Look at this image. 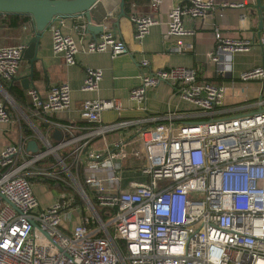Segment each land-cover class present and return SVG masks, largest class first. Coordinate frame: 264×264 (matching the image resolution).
Returning a JSON list of instances; mask_svg holds the SVG:
<instances>
[{
    "label": "built area",
    "instance_id": "built-area-1",
    "mask_svg": "<svg viewBox=\"0 0 264 264\" xmlns=\"http://www.w3.org/2000/svg\"><path fill=\"white\" fill-rule=\"evenodd\" d=\"M161 2L149 0V12L128 14L136 42L159 23L153 14ZM213 7V0H186L169 8L164 34L175 39L172 52L192 48L182 41L191 34L184 19L202 18ZM60 19L46 27L51 51L65 65L75 64L77 52L110 57L127 52L125 42L103 25L88 38L84 23L74 25V38L60 30ZM212 34L205 57L222 76L230 73L233 53L260 46L259 63L237 76L240 82H258L254 101L224 106L223 83L199 80L187 66L150 69L145 58L139 64L147 70L138 74L128 99L144 110L145 91L164 83L184 101L185 112L102 124L100 113L118 111L121 104L116 98H86L78 118L88 126H81L47 118L70 107L65 81L50 84L43 97L28 86L25 108L8 100L0 85V123L11 122L10 110L19 112L40 144V150L27 152L19 136L0 148V264H264V35L253 41L222 36L217 29ZM24 47L23 42L0 46L1 81L19 73ZM101 77L100 69L85 67L80 90L96 91ZM228 86L235 88L234 80ZM137 123L142 125L133 130L136 153L128 160L123 142L106 143L104 136ZM55 128L61 137L51 142L49 131ZM96 138L103 147L87 148ZM129 162L136 164L127 170ZM58 165L72 183L59 175ZM126 171L144 180L129 179ZM30 179L52 180L61 188L41 207Z\"/></svg>",
    "mask_w": 264,
    "mask_h": 264
},
{
    "label": "crops",
    "instance_id": "crops-1",
    "mask_svg": "<svg viewBox=\"0 0 264 264\" xmlns=\"http://www.w3.org/2000/svg\"><path fill=\"white\" fill-rule=\"evenodd\" d=\"M185 1L162 0L157 11L153 14L159 23L150 26L147 34L138 43L132 37L133 29L127 16L131 12H149V0H126L125 2L122 0V5H120L121 0H97L90 9L91 21L95 24L102 23L104 27L121 38L125 42L127 52L114 57H110L107 52H77L75 54V64L72 65H65L59 55L52 53L50 33L48 28L45 27L39 36L36 51L37 60L32 65L30 86H33L42 97L46 94L48 86L52 83L65 81L70 88L69 109L64 112L53 113L47 118L61 123L71 122L80 124L81 126H88V123L78 118L81 101L86 98H116L121 104V108L118 111L109 109L103 110L100 113V123L102 124L141 119L149 115H159L166 111L185 112L187 107L184 101L176 94H173L164 83H160L145 91L144 110L138 109L128 99V90L139 82L138 74L147 70L146 67L140 66L139 61L141 58L149 61L150 69L176 65L187 66L196 70V76L199 80L223 83L226 86L223 97L224 106H236L243 101V98H246L247 101H254L259 94L258 82H240L237 76L239 72L259 63L260 46L258 44L255 43L249 51L233 53L230 58V73L223 76L216 72L215 64L205 57V53L213 46L212 32L214 29L219 30L222 36L246 38L253 41H256L259 36L264 35L263 17L261 27L258 29L255 0H213L214 7L206 16L184 19V27L190 30L191 34L182 37V41L190 43L192 46L191 50L183 53L172 52L170 47L174 44L175 39L167 37L164 34L166 13L172 5ZM225 1L242 2L243 6L235 8L223 7L221 4ZM259 9H261V13L263 14L264 0H259ZM3 20H5V16L2 13L0 14V46L26 43L30 37L28 24L10 28L4 25ZM60 20V30L63 33L70 34L74 38H76V33L73 26L84 23L82 13L69 15ZM257 31H259V36L256 35ZM96 35L87 33L85 37L88 38ZM85 67H94L101 70L102 77L96 91L83 92L80 90L83 69ZM28 70V61L22 58L19 64V73L16 75L15 81L12 83L10 81H2V88L6 92V87L8 88L11 85L12 87L21 88L17 78L26 75ZM231 79L234 80L235 86L232 89L228 86V82ZM240 87L244 89L242 92L239 90ZM21 89L23 99H25L24 102L27 103L28 99L25 95V89ZM10 112L12 114L11 122L0 123V148L16 142L18 137L21 136L23 138L24 150L35 152L27 148V143L32 141L36 146L39 144L38 138L27 126L22 116L19 121L13 111L10 110ZM233 112L236 113L235 110ZM141 125V123H137L136 125L131 124L107 132L104 136V141L111 143L114 140L120 139L124 143L127 140L124 135L133 136V130L141 127ZM52 131L53 129L49 131L48 137L54 141L56 139L51 137ZM32 138L35 141L30 140ZM103 145L104 142L100 138H96L91 144H88L87 148H100ZM128 173H132V171H126L124 175L128 177ZM136 178L139 179L138 181L144 180V177L139 175ZM30 180L36 198L40 199L43 195L49 197V199L46 198L42 201L41 204L37 199L41 207L48 205L60 190L50 189L46 184L44 186V183L39 179ZM33 184H37V187L34 188Z\"/></svg>",
    "mask_w": 264,
    "mask_h": 264
},
{
    "label": "water",
    "instance_id": "water-1",
    "mask_svg": "<svg viewBox=\"0 0 264 264\" xmlns=\"http://www.w3.org/2000/svg\"><path fill=\"white\" fill-rule=\"evenodd\" d=\"M96 1L97 0H0V13H19L30 16L28 22L30 37L27 39L22 51V58L28 61L29 70L26 75L17 78L21 88L26 89L28 85L30 86V80L32 79V65L33 62L37 60L36 51L39 36L48 22L69 15L82 13L84 17L85 31L87 33L97 34L102 31V23H93L89 14L90 9ZM255 2V8H257L256 14L258 16V29H260L262 24V13L261 9H259V0H255ZM120 5H122V0ZM256 35L259 36V31H257ZM15 79L16 77H12L10 83L15 81ZM4 93L8 100L15 104L5 90ZM51 137L59 139L61 134L55 128L51 133ZM34 146L35 145L32 141L27 143V148L30 150L34 149Z\"/></svg>",
    "mask_w": 264,
    "mask_h": 264
},
{
    "label": "rangeland",
    "instance_id": "rangeland-1",
    "mask_svg": "<svg viewBox=\"0 0 264 264\" xmlns=\"http://www.w3.org/2000/svg\"><path fill=\"white\" fill-rule=\"evenodd\" d=\"M1 81V80H0ZM28 99V98H27ZM15 111H17L16 109H14ZM14 112V111H13ZM17 113V114H16ZM15 113V115H16V117L19 119V121L21 120L20 118H21V116H19L20 115V113L19 112H16ZM30 140H34L35 141V139H30ZM51 142H52V140H50ZM135 142H136V137L135 136H132V137H130V138H128L123 144H122V150L126 153V155H127V157H128V160H130V158L132 157V156H134V153H136V147H137V144H135ZM36 143H37V141H36ZM38 150H40V144H38V145H36L35 147H34V149L33 150H31V151H38ZM129 163H131V164H128L127 165V170H129V168H133V166H131V165H135L136 164V162H129ZM130 165V166H129ZM59 166V165H58ZM58 169L59 170H61L62 172H60L59 173V175H61L62 177H64L65 178V180L67 181V182H71V180H70V178H69V176L67 175V173L62 169V167L61 166H59L58 167ZM137 175H139V176H141L138 172H132V173H128V178L129 179H136V180H139L138 178H136V176ZM79 180H80V178H79ZM41 182H43L44 183V186H45V184H46V186L48 187V188H50V189H55V190H58L59 188H61L60 186H58V185H54V183H48V182H45V181H41ZM72 183V182H71ZM81 185L83 186V188L85 189V186H84V184L81 182ZM33 187L34 188H36L37 187V184H33ZM58 189H57V188ZM63 189V188H62ZM67 190H69V188H67L66 189V191ZM88 193V192H87ZM89 195V194H88ZM46 198H48L49 199V197H45V195H43L40 199H38V201L40 202V204L42 203V201H44ZM83 204H84V202H83ZM98 209V208H97ZM100 211V210H99ZM111 211V210H110ZM84 212H85V214L86 215H90V211L86 208L85 210H84ZM102 216V219L103 220H106L107 219V217L106 216H104V215H101Z\"/></svg>",
    "mask_w": 264,
    "mask_h": 264
},
{
    "label": "trees",
    "instance_id": "trees-1",
    "mask_svg": "<svg viewBox=\"0 0 264 264\" xmlns=\"http://www.w3.org/2000/svg\"><path fill=\"white\" fill-rule=\"evenodd\" d=\"M126 0H124L125 2ZM123 2V3H124ZM2 14V13H0ZM3 15L5 16V20H3L4 25H6L7 27L10 28H16L22 25H27L29 20H30V16L27 14H19V13H3ZM2 81H0V85L2 86ZM7 89V93L12 97V99L15 101V103L20 107V108H25V106L27 105V103L24 102L25 99H23V94L21 93V88H17V87H12L8 86ZM21 89V90H20ZM17 95V96H15ZM10 109V108H9ZM45 182H48L49 184L53 181L52 180H44ZM57 185V184H54ZM58 189V188H57ZM60 189V188H59ZM98 214L103 215L102 210L97 211Z\"/></svg>",
    "mask_w": 264,
    "mask_h": 264
}]
</instances>
